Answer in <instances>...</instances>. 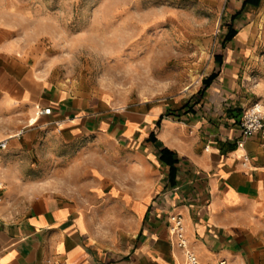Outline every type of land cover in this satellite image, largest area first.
<instances>
[{
	"label": "crops",
	"instance_id": "obj_1",
	"mask_svg": "<svg viewBox=\"0 0 264 264\" xmlns=\"http://www.w3.org/2000/svg\"><path fill=\"white\" fill-rule=\"evenodd\" d=\"M225 37L205 78L213 80L204 87V79L184 105L110 108L52 84L40 72V49L23 45L16 26L0 16V109L16 115L17 135L50 125L68 142L115 139L151 157L162 173L157 193L123 199L131 226L110 244L100 239L99 209L90 210L87 198L100 202L104 193L100 164L86 195L42 194L28 204L4 176L0 264H188L170 235L173 214L182 216L187 247L200 263L264 264V130L238 148L243 113L255 101L236 36ZM48 107L51 115L38 114ZM164 149L176 160L173 171L159 157ZM112 198L122 201L117 188Z\"/></svg>",
	"mask_w": 264,
	"mask_h": 264
},
{
	"label": "rangeland",
	"instance_id": "obj_2",
	"mask_svg": "<svg viewBox=\"0 0 264 264\" xmlns=\"http://www.w3.org/2000/svg\"><path fill=\"white\" fill-rule=\"evenodd\" d=\"M243 1L0 0V16L16 26L23 45L40 49V72L52 84L110 108L178 107L201 88ZM233 27L243 76L254 101L264 104V0ZM15 120L0 109V142L8 140L0 148V179L7 190L4 176L16 182L25 204L42 194L86 195L100 164L104 193L100 188V202L87 198L90 210L99 209L100 239L110 244L131 226L123 199L157 193L161 170L137 148L102 136L99 143L95 135L68 142L50 125L17 135ZM114 188L122 201L112 198Z\"/></svg>",
	"mask_w": 264,
	"mask_h": 264
},
{
	"label": "built area",
	"instance_id": "obj_3",
	"mask_svg": "<svg viewBox=\"0 0 264 264\" xmlns=\"http://www.w3.org/2000/svg\"><path fill=\"white\" fill-rule=\"evenodd\" d=\"M40 116H49L52 114V108L48 107L41 110L38 113ZM241 138L237 141L238 148H243L246 139L253 137L254 135L264 130V104L261 102H254L249 108H247L242 116L240 122ZM7 140L0 142V148L7 147ZM239 160H243V165L246 166L249 158L245 155L238 157ZM6 189L5 183L0 180V191ZM170 235L172 240L184 250L185 258L188 264H202L198 261L196 255L187 247L185 240V226L183 218L179 214H173L169 217ZM208 264H229L225 260H220L214 263Z\"/></svg>",
	"mask_w": 264,
	"mask_h": 264
},
{
	"label": "trees",
	"instance_id": "obj_4",
	"mask_svg": "<svg viewBox=\"0 0 264 264\" xmlns=\"http://www.w3.org/2000/svg\"><path fill=\"white\" fill-rule=\"evenodd\" d=\"M262 0H244L242 3V7L240 11H238L234 16L231 18V23L228 26V33L225 37V42H230L234 39V37L237 35V30L233 27V23L235 20L239 19L241 16H243L244 13L248 11L249 8H259L261 5ZM214 76H210L208 79H205L203 81L204 87L208 86L210 82L213 80ZM155 135L151 136V140L153 142H156ZM169 154H171L170 151L167 149L161 150L159 153V157L162 161L170 164V168L173 171L174 163L176 162L175 159L169 158Z\"/></svg>",
	"mask_w": 264,
	"mask_h": 264
}]
</instances>
